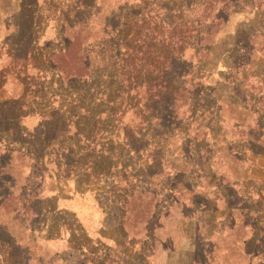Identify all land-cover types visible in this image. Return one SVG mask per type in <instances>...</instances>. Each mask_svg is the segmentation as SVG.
I'll return each instance as SVG.
<instances>
[{"label":"rangeland","instance_id":"1","mask_svg":"<svg viewBox=\"0 0 264 264\" xmlns=\"http://www.w3.org/2000/svg\"><path fill=\"white\" fill-rule=\"evenodd\" d=\"M176 2L0 0V40L8 27L14 57L7 58V51L0 47V77L6 78L0 89V137L4 138L0 140V162L4 167V171L0 170V181H15L19 186L12 192L17 197L25 194L23 189L20 190L24 184L31 185L30 189L36 188L31 193V201L27 198L28 202L24 200L23 203H30L40 212L39 217L30 222L21 215L13 217V212L5 214L0 208V226L5 225L16 241L13 246L1 226L0 264H264V159L260 156L253 160L248 156L240 163L229 153L231 143L239 139L237 121L243 120L244 128H247L253 125L254 116L228 109L225 103L236 90L242 101L245 97L250 99L252 92H257V87L250 85L259 81L251 76V69L249 72L248 69H239L227 77L228 70L223 66V63L230 64L243 56L242 50L249 47L253 49L251 72L264 78V0H181L179 8ZM165 4H175V16L183 18L195 32L211 27L208 23L202 24L198 17L202 20L208 17L204 21L213 24L208 39L211 46L204 63L210 69L214 66V73L202 74V91L192 89L196 93L193 106L180 109L187 118L182 124L184 148L164 137V131H157L154 119L150 118L147 124L137 123V114L146 97L145 91L137 89L134 84L130 96L136 97L132 102L137 103L138 108L133 112L126 111L123 106L117 108V103L115 108L101 105L97 101L100 95H96V105L89 107L94 113L92 117H82L80 114H87L83 111L73 113L80 117L72 119V123H78L82 138H75L73 129L64 135L62 131L66 124L62 106L69 102V98L72 100L77 95L85 98V91L95 84L103 85L100 89H105L117 82L116 78L108 79V75L114 73L111 69L118 62L108 63L104 59L108 57L111 40H122L123 35L117 37L113 33L111 39L101 42L97 33L101 20L106 16L113 19L122 10L120 13L130 18L125 31H143L147 37L161 31L167 33L168 28L163 23L167 14L162 10ZM90 16L93 18L89 20L87 44L95 42L86 44V51L100 80L93 83L86 78L59 81L47 54L67 47L68 42L61 33L63 26L75 25ZM116 20L114 18L111 23L115 24ZM33 23L38 25V49L36 54L26 56L29 48L35 47L31 44V39L36 36ZM17 25L18 31L15 30ZM134 37L129 36L131 49L139 46L134 43L138 41ZM124 49L121 46V54L125 53ZM190 54L188 50L180 63L173 60L172 70L180 77L179 83L185 78L187 87L190 84L196 87L198 82L193 76L199 69L196 58L190 59ZM148 60L143 58L140 64L136 63L138 71L139 68L149 69ZM190 71L193 72L191 76ZM219 74L229 78L235 88L222 84ZM178 82L174 81L171 86L176 87ZM68 88L72 89L74 96L67 95ZM211 90L221 98L216 105L222 103L221 123L213 130H222L228 139L209 142L206 149L198 131L199 125L204 128L218 113V107L212 109ZM91 99L89 95L86 106ZM13 100H19L18 104L22 103L26 109L18 125L9 119L21 112L19 107L13 106ZM34 114L35 117H31ZM39 114L49 117L47 125L42 128ZM20 128L26 133L22 140L16 136ZM206 129L201 130L202 134ZM142 135L146 140L137 138ZM26 146L29 152L34 150L33 153L39 155V165L43 169L41 166L32 168L31 162L17 153L9 157L3 152L4 149L20 151ZM195 146L201 148L202 153L198 156L190 155ZM63 148L72 149L74 153L64 152ZM135 149L141 150L135 153ZM25 151L27 153V149ZM208 151L210 156H204ZM62 156L66 157V165L71 164L79 171L77 174L75 168H71L74 171L67 177L69 190L66 192L72 194L74 186L85 192L73 194L70 200L57 195L58 182L49 180L52 175H62L58 171L60 166L55 164L64 165ZM84 169L91 171L87 174ZM174 169L182 173H174ZM246 177L251 179L246 182ZM169 179L171 183L187 186V189L191 185L199 192L192 196L184 192L165 195V189L158 188L163 202L165 196L168 198L159 208L151 198L138 194L124 205L121 193L124 189L130 191L149 185L154 189ZM219 180L223 182L221 186L217 184ZM5 191L2 189L0 193ZM175 197L179 199L180 207L170 205ZM184 203L188 207L183 209L181 205ZM15 205L17 202L11 200L4 208L10 211ZM245 209L257 211L259 218L240 213ZM183 211L191 216L190 220L183 218ZM167 213L168 216L164 217ZM257 220L261 222L256 223Z\"/></svg>","mask_w":264,"mask_h":264},{"label":"trees","instance_id":"2","mask_svg":"<svg viewBox=\"0 0 264 264\" xmlns=\"http://www.w3.org/2000/svg\"><path fill=\"white\" fill-rule=\"evenodd\" d=\"M101 1L102 0H98ZM139 2L147 1V0H138ZM159 4L161 0H158ZM181 0H177V5L179 8V3ZM206 5V1L204 3V6ZM101 5H98L100 7ZM174 6H170V4H165L163 5V9L165 11L166 19L163 20V23L166 24L168 31L167 33H163V31L160 32V34L156 35H149L147 37L143 31L141 33L129 31L125 29L127 28V25L129 24V15L121 14L120 10L117 15L113 16V19L111 16H106L104 17L103 20H101V23L99 24L100 28L99 31L97 32L98 35L100 36L99 40L101 42H106L107 40L111 39L113 33L117 34V37L120 35H123V39H115L111 40V47L110 51L108 53V57L105 58L104 60L108 61V63H111L112 61L118 62L117 66L111 70H113L112 75H108V79L111 78H116L117 82H114V84L110 87H106L105 89H100L101 86L103 85H98L95 84L92 89L88 88L85 91V98H83L81 95H77V98L70 99L69 102L66 105H63V117H64V122H65V129L62 131L64 135H67L69 133L70 129L74 130V137L75 138H82V131L79 129L78 123H72V119L74 118H80L78 115L74 116V112L76 111H83L84 113L87 114H80L82 117L83 115H87L88 117H92L94 113L89 110L90 106H95L96 104V95H100V100L97 99V101L101 105H107L110 106L112 105L113 108L116 107L117 103V108H123L126 111H131L133 112V109L138 108L137 103H133L132 100H135L136 97L131 98V89L133 84L136 86L138 89H142L143 92L145 91V104L141 106V110L137 114V120L138 124H147L149 122V119H154L155 125L154 128L157 131H164V137H167V139H170L171 141H175L177 145H180L179 148L183 146V133L182 129L184 128L182 126L183 122L186 121V115L183 113V111L180 112V109H183L185 106H190L194 102V97L196 96L195 90L192 91V89L199 88V90L202 91V84H201V79L200 77L202 74L208 75L210 73H214L215 67L213 66V69H210V67L204 63L206 61L208 53H209V47L211 46V42L208 41L210 35H211V30L213 29V24H210L209 22L204 21L205 18L208 19V17H204L202 20L201 17H198L200 22L202 24H209L211 27L209 30H202L201 32H195L194 30H191V27L188 23H185L183 18H177L175 15L177 13V10L174 8ZM193 7H190V10ZM117 12V10H116ZM97 16V15H96ZM95 16V17H96ZM175 16V17H174ZM99 17V15H98ZM93 18V16L89 18H84L80 19L77 24L75 25H65L63 26V30L61 31L62 35L66 38L68 45L65 49H60L58 51L52 52L50 55L47 54L49 62L53 65V71L58 75V80L65 82V81H70V80H76L80 81L82 79H87V81H90V83H93L95 80H100V76L98 75L97 70H94V68L91 67L89 59H88V53L86 51L87 45L89 44L87 37L89 36V29H90V23L89 20ZM117 19L115 24L111 23L113 20ZM201 18V19H200ZM33 31H35V37L31 39V44L35 47L29 48L28 53L26 56L36 54V51L38 47H36V42L38 40V35L39 31L37 30L38 25L33 23ZM17 28L15 30H19L18 25L16 26ZM138 30H142V28H139ZM5 31L8 33V27L5 29ZM122 31V32H121ZM1 32V31H0ZM7 33L4 35V37L1 38L0 40V47L3 49V51L6 52L7 58H12L13 55H11V50H12V41L9 38V35ZM198 33V34H197ZM133 34V35H132ZM196 34V35H194ZM1 36V35H0ZM129 36L133 37L135 36L138 41H134L135 44L139 45L138 47H134V49H131L130 45V40ZM134 37V38H135ZM149 42V44H148ZM87 44V45H86ZM121 46L125 47V53L121 54L120 48ZM190 51V59L196 58V67L199 69L197 72L198 75L195 74L193 77V80H197L196 87L192 86L190 84V87L186 86V83L188 80H185L183 78V82L179 83L178 80L180 77L176 75V73L172 70V62L174 61H179V63L182 61V56L187 52ZM39 51V50H38ZM243 56H239L234 62L228 64L227 62L223 63L225 65L224 68L228 70L227 72V77L228 75H232L231 73H236L239 71V69H244L245 71L248 72L249 70L253 69L251 63V58H252V53L253 49L252 48H245L243 49ZM44 57V56H43ZM14 58V57H13ZM143 58H148V64L147 66L149 67L148 70L139 68L138 71V64H140V60H143ZM23 60V59H22ZM175 63V62H174ZM250 63V64H249ZM14 65V64H13ZM12 65V66H13ZM17 65V64H16ZM145 66V67H147ZM249 66V67H247ZM14 67V66H13ZM195 67V68H196ZM15 69V68H14ZM250 71V74L253 78L259 81L256 85H250L252 88L255 89L257 92L253 91L249 99V97H245V101H242L240 97L237 95V90L235 91V94L233 93L231 95V99L226 100V107L231 110H239V113H244L245 115H250L254 116V121L253 125H248L247 128H244V122L243 120H238L237 123L239 125V130L240 132H237L238 140L234 141V144L231 143L229 146V153L235 157V160H237L240 163H243V159H247L248 156H250L253 160L258 159L260 156L264 159V78L260 76L254 75ZM193 72L190 71V76ZM22 73H20L21 75ZM220 77H222V84L230 85V87L235 88L233 83L229 82V78L223 76L222 74H219ZM231 77V76H230ZM170 79V81H166ZM0 89H2L3 84L6 82L5 76L0 77ZM17 81H19V78H17ZM166 81V82H165ZM174 81H177L178 84L176 87H172L171 85L174 83ZM61 82V83H62ZM165 82V83H164ZM119 83V84H117ZM140 85H139V84ZM25 86H29L30 84H25ZM143 86V87H142ZM256 86V87H255ZM213 90V89H212ZM212 90L210 91V97L213 98V108H217V115L215 116L214 120L208 121L206 123V126L202 128L201 125H199V131L201 135V142L203 143L202 145H205L206 149L209 142H217L222 139H228V136L225 135V133L222 132V130H217L214 131L213 128L217 127L220 125L221 121L219 120V114L221 111L222 103L220 106L216 105L218 102L220 103V97L215 95L214 91L212 93ZM216 90V89H215ZM251 90V89H250ZM72 92V89L68 88L67 95L69 96H74ZM139 92V91H138ZM214 94V95H213ZM64 95V94H63ZM92 97L91 102L88 106H86V103H88V97ZM87 96V97H86ZM31 100H36L32 99ZM102 99V100H101ZM126 99V101H124ZM131 99V100H130ZM226 99V98H225ZM10 101V100H9ZM12 101V100H11ZM14 104L13 106L19 107L20 114H17L15 116H12L13 118H9L10 120H13V122H16L18 125L20 123V118L22 113H25L23 111H26L25 106L22 105V103L18 104L17 101L19 100H13ZM125 102H127L126 105ZM196 103V102H195ZM212 105V106H213ZM61 108V109H62ZM112 111H115L114 109ZM133 114V113H132ZM36 114L32 115L31 117H35ZM26 116V114H24ZM41 118L39 119V126L42 128L48 123V116L39 114ZM214 118V117H213ZM241 118V116H240ZM8 119V118H7ZM39 127V128H40ZM206 129L205 133L202 134L201 130ZM180 131V133H176V131ZM65 131V132H64ZM26 133L23 132V130H20L17 132V139L22 140L25 136ZM62 134V133H61ZM86 133L84 134V136ZM137 136V135H136ZM139 140L144 141L146 138L144 135L137 137ZM4 139V138H3ZM0 137V140H3ZM238 144V145H235ZM226 145V144H225ZM7 148V147H5ZM27 149V153L25 151ZM205 149V150H206ZM214 149V148H213ZM30 149L26 147H23L20 151H10L9 149H4V153L7 156L13 155V153H17V155L21 156L22 159H27L31 162L32 168H38V166H41V159L37 153L29 152ZM70 153H74V150L68 149ZM68 150H65L63 148L62 151L68 152ZM77 150V149H76ZM141 149H135V153H139ZM78 151V150H77ZM201 148L198 147H192V152H190V155H195L198 156L201 153ZM29 153V154H28ZM31 153V154H30ZM79 154V152H77ZM76 153V154H77ZM101 153V152H99ZM102 154H104L102 152ZM73 155V154H71ZM70 155V156H71ZM210 156V151L208 153H205L204 156ZM64 159L61 161L64 165H60L59 162L55 163L56 166L59 165L60 167L58 168V171H61V176H53L52 178H49L50 182H58L57 186L59 184V188L55 191L57 195H60L61 197H66L67 200H69L70 197H72L73 194H84L81 190V187H76L74 186L72 190V194H69L66 192L68 189V184H67V177L69 174H71L74 170H71V168H75L73 165H66L65 164V156ZM197 165H195L196 167ZM42 167V166H41ZM198 167V166H197ZM57 168V167H56ZM43 169V167H42ZM258 169H262L261 167H258ZM0 170L4 171V167L2 163L0 162ZM77 174H78V168H75ZM201 170V169H200ZM84 172L89 174L91 170L89 169H84ZM57 172V170H56ZM159 172V171H158ZM157 172V173H158ZM182 173L179 169H174V173ZM59 173V172H58ZM156 173V174H157ZM203 174V173H202ZM175 175V174H174ZM77 176V175H75ZM155 176V175H154ZM151 176L150 178L154 177ZM29 178H32V176H29ZM90 178V176H88ZM28 179V177H27ZM251 178L246 177L244 181H249ZM63 180L62 182H60ZM29 182V180H27ZM171 179L168 180L167 183H164L162 186L161 183H159L157 186H148V187H142V188H137L133 189L130 191H126L125 189L121 191L123 194V199H125L123 202L124 205L127 204L128 200L131 201L133 198V195L138 194L141 196H148L151 198V200L156 206V208H159V206L167 202L168 198L165 196V200L163 202V197L162 194L160 193V189H165V195L168 193H171L174 195L176 192H184L188 196H192L195 193L199 192L198 189L193 190V187L191 185L186 188L187 186L181 185V184H174L171 183ZM0 192L1 190H6L3 194L0 193V208L4 211L5 214H8L10 212H13V217L16 215H21L30 222L34 221L37 219L40 215V212L33 206L30 205V203H26L24 205V200L28 202L31 201V193H33L36 188L30 189L31 185L28 186L24 184L23 191H25V194L22 196H14V189L15 187H18L17 183L15 181H9V182H4L0 181ZM212 184V183H211ZM218 186H221L223 184L222 181H218ZM21 186V185H20ZM28 187V188H27ZM30 189V190H29ZM228 189V188H227ZM180 190V191H178ZM13 191V192H12ZM162 191V190H161ZM87 192V191H86ZM68 196V197H67ZM131 198V199H130ZM174 199V198H173ZM11 200H15L17 202V206L10 211L6 210L4 206ZM170 205H177L180 207L179 199L175 197V200H171ZM182 208H187L188 205L184 203L181 205ZM228 207V206H227ZM203 209V208H202ZM6 210V212H5ZM197 210V209H196ZM195 210V211H196ZM199 210H201L199 208ZM244 213L246 216H254L258 217V212L253 211L250 209H245ZM184 219H189L191 216H188V214L183 211V214L181 213ZM168 213L164 215V217H167ZM158 217L161 218V214L158 215ZM259 218V217H258ZM23 222H28V221H23ZM261 220H257L256 223H260ZM260 225V224H259ZM4 227L2 229L3 233L6 234L8 237L11 238V244L15 246V242L13 239V235L8 231V229L5 227V225H1ZM0 226V231L1 227Z\"/></svg>","mask_w":264,"mask_h":264},{"label":"crops","instance_id":"3","mask_svg":"<svg viewBox=\"0 0 264 264\" xmlns=\"http://www.w3.org/2000/svg\"><path fill=\"white\" fill-rule=\"evenodd\" d=\"M71 198V197H70ZM70 198H69V200H70Z\"/></svg>","mask_w":264,"mask_h":264}]
</instances>
